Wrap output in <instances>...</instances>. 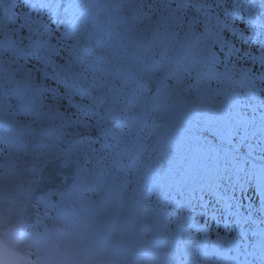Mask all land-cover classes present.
Instances as JSON below:
<instances>
[{"label":"snow or ice","instance_id":"1","mask_svg":"<svg viewBox=\"0 0 264 264\" xmlns=\"http://www.w3.org/2000/svg\"><path fill=\"white\" fill-rule=\"evenodd\" d=\"M0 185L22 264H264V0H0Z\"/></svg>","mask_w":264,"mask_h":264},{"label":"trees","instance_id":"2","mask_svg":"<svg viewBox=\"0 0 264 264\" xmlns=\"http://www.w3.org/2000/svg\"><path fill=\"white\" fill-rule=\"evenodd\" d=\"M35 178V177H33ZM27 187L24 190L18 191L15 199L8 203L10 188L7 185H0V202L5 204V207L0 211V246L5 245L6 241L11 240L14 232V224L18 219L16 214V209L19 208L20 204L25 200V192ZM58 225L49 224V230H53ZM4 236V237H3ZM9 264V263H7Z\"/></svg>","mask_w":264,"mask_h":264},{"label":"water","instance_id":"3","mask_svg":"<svg viewBox=\"0 0 264 264\" xmlns=\"http://www.w3.org/2000/svg\"><path fill=\"white\" fill-rule=\"evenodd\" d=\"M54 172L59 173L61 175L70 176V169H62L59 167L58 163H54L48 168V170L40 173V178L38 180H34L35 182L34 186L37 189H45L50 186H63L62 184H59L57 181H54L52 179ZM30 195H31V192L30 190H28V196L30 197Z\"/></svg>","mask_w":264,"mask_h":264},{"label":"rangeland","instance_id":"4","mask_svg":"<svg viewBox=\"0 0 264 264\" xmlns=\"http://www.w3.org/2000/svg\"><path fill=\"white\" fill-rule=\"evenodd\" d=\"M48 249L41 247V259L39 261V264H48L47 260L45 259L46 255H47ZM103 262H101L102 264Z\"/></svg>","mask_w":264,"mask_h":264}]
</instances>
